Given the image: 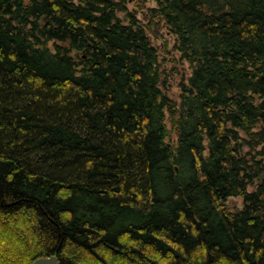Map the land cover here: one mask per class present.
<instances>
[{"label": "trees", "instance_id": "trees-1", "mask_svg": "<svg viewBox=\"0 0 264 264\" xmlns=\"http://www.w3.org/2000/svg\"><path fill=\"white\" fill-rule=\"evenodd\" d=\"M145 1L0 0V264H264V0Z\"/></svg>", "mask_w": 264, "mask_h": 264}, {"label": "rangeland", "instance_id": "rangeland-1", "mask_svg": "<svg viewBox=\"0 0 264 264\" xmlns=\"http://www.w3.org/2000/svg\"><path fill=\"white\" fill-rule=\"evenodd\" d=\"M127 7L130 12L136 14L139 20H144V16L149 8L155 7V3L145 0H126ZM125 18L124 14L119 15ZM152 42L156 45L161 53L162 67L168 75V82L170 86V95L173 99H177L179 88L178 81L182 76H189L190 70L187 64H181L179 61V54L174 49L175 39L168 34L167 30L162 25H157L152 29ZM228 205L233 209H240L243 206L241 198H231Z\"/></svg>", "mask_w": 264, "mask_h": 264}, {"label": "water", "instance_id": "water-1", "mask_svg": "<svg viewBox=\"0 0 264 264\" xmlns=\"http://www.w3.org/2000/svg\"><path fill=\"white\" fill-rule=\"evenodd\" d=\"M33 264H60L57 257L50 256L37 259Z\"/></svg>", "mask_w": 264, "mask_h": 264}]
</instances>
